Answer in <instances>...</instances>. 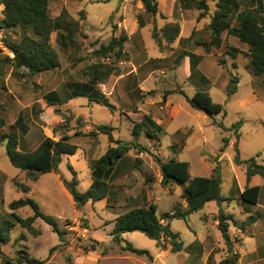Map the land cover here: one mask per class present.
Listing matches in <instances>:
<instances>
[{
  "label": "rangeland",
  "instance_id": "374dc122",
  "mask_svg": "<svg viewBox=\"0 0 264 264\" xmlns=\"http://www.w3.org/2000/svg\"><path fill=\"white\" fill-rule=\"evenodd\" d=\"M157 1L159 3V0ZM239 1L241 3L240 10L252 9L256 6L254 0ZM216 2L217 0L209 1L211 13L216 9ZM49 9L53 18L59 16L62 10L65 9L72 18L80 22L76 48H61L54 34L51 43L59 53L61 66L55 70L36 75H28L25 68L17 69L14 67L13 63L6 59V57H10L9 49L7 47L2 49L0 52V135L14 130L19 132L15 125L19 117H22L23 123L28 128L27 136L20 133V150L22 152L35 150L44 137L59 140L63 134L69 133L72 136V143L83 149L90 146L95 149L98 140V135L92 132L97 125L95 122L100 120L109 124L114 118L112 112L96 103L88 105V100L83 97L76 98L75 102L71 104L68 100L71 94L70 91L78 90L89 83V77L83 74L88 65L103 61L115 64L118 67L122 60L131 57L133 45L138 42L142 41V45L146 48L145 52L149 53L150 56H158V46L156 47L157 44L152 37V32L156 17L159 14L153 16L147 13L141 0H50ZM159 12L161 13L160 8ZM178 13L180 11L177 9L174 19H177ZM139 18L142 23L144 22L143 26L145 24H149V26L148 28L144 27L142 30L139 29L137 35H141V37L135 38L133 40L134 44L130 40L126 43L125 54L121 60L115 54H112L110 58L94 56V50H97L102 43L107 44L113 36L121 37L124 33L129 34L130 31H133L135 29L133 23L136 21L139 23ZM166 23L170 22L166 21ZM188 28L189 24H185L184 32ZM28 32L31 35L33 34L31 30H28ZM3 35L11 43L18 44L23 37V31L20 28L6 29L3 31ZM224 35H226V32ZM200 40H210L207 25L196 32L192 38L193 45L191 46H195L197 41ZM233 44L240 46L241 49L235 67L233 65L234 61L227 54V48ZM246 52H248V46L240 42L238 43L235 40L233 42L232 39L223 42L222 47L215 51L217 55L209 56L207 64L203 66L206 76L210 78L212 83L200 85L193 79L184 85V90L189 96H192L196 89H203L209 92L216 102L224 105L226 114H219L214 117L215 123H223L224 128L213 125L212 120L203 111L193 109L186 103L181 94L174 92L171 94V99L180 110L167 129L169 133L165 134L161 141L160 139L154 142L149 141L150 143L153 142L151 146L148 145L149 137L145 131L133 139L138 145L136 148L140 150L139 152L144 151L145 148L152 149L153 146L160 147L161 154L165 159H168L174 155L172 148L169 146H171L174 139L180 137L174 135V132L181 130V128L184 129V127L191 128L190 135L182 138L185 146L181 149V152H177L175 155L181 160L191 162L193 176L209 177L212 170L218 165L224 197H228L231 190L236 191L238 182L241 184L247 182L245 169L234 165L237 136L233 126L239 121H243L239 129L240 137L238 140L241 158L245 160L256 158L258 163L264 164V76H254L249 72ZM173 57H177V54ZM173 57L166 61L160 58L151 59L143 66L145 69L155 71L153 77L154 87H151L147 92V96L151 100L149 101L150 109H158L163 106V103H158V101L160 97L162 98L164 88L169 92L179 88L173 82V70H175L177 63V60L174 61ZM143 62L140 59L139 64ZM227 65L229 70L226 69ZM163 70L165 75L162 72ZM231 73L238 76L240 82L237 92L229 96L227 83ZM185 76L183 65L179 67V80L181 83ZM49 93H56L64 103L62 105H49L45 100V96ZM127 109L131 110L132 108L122 104L121 111L123 114ZM134 111H138V108H135ZM114 124H116V121ZM128 124L122 129V136L125 139L132 136V131L128 130ZM76 130L81 133L79 136H74ZM182 140L180 144H182ZM27 147L30 148L27 149ZM154 155L161 157L159 152L158 154L153 153V157ZM203 155L206 157L205 161L202 159ZM144 168L146 173L149 174L146 177L147 180L144 186L149 188L153 184L151 179L155 178V174L149 172L147 164ZM257 179L261 180L263 178L257 177ZM137 182L138 180L133 179V177L128 181V183L137 187L134 195L128 200L129 205L127 207L123 206L127 203L125 201L112 203L115 205L114 210L117 213L121 211L120 207L123 211H126L133 207L147 205L146 202L144 204L141 198L144 186L141 187L142 185L137 184ZM21 185L32 187V193H23ZM159 186L160 188H167L162 182ZM168 187H173L170 190L171 193L159 195L161 199L157 201V204H159L158 215L168 211L175 202V205L183 204V200L178 202L180 192L179 190L175 192L176 185ZM79 189L82 190L83 186L80 185ZM25 197L38 202L45 214L61 218L57 221L59 227L67 232L65 236L67 246H60L59 236L42 219H37L34 223V227L40 231L38 235L32 234L18 224L11 213L14 212L27 218L34 214V210L27 206L13 211L10 209L9 204L14 200ZM210 205L214 206L215 202H211ZM236 207V202L233 201L230 210L236 212L233 209ZM102 208V203L99 202L95 206L88 204L78 209L74 200L61 190L58 178L51 176V174H46L40 182L35 184L25 172L11 164L7 154L6 142L0 143V233L10 238L7 244L0 241V249L9 258H35L41 261V264H68V258L71 262H74L75 258L76 264H80V258L75 256L88 254L95 244L92 239L85 236L87 228L90 227L92 230L97 229L98 231L103 230L101 221L105 215L102 214ZM196 219V217L192 218L193 226L198 224ZM173 222L174 227L181 231L186 227V223L182 219H175ZM132 235L131 242H134L135 246L146 250L156 247L155 241L142 232L135 231ZM184 240H188L186 234H184ZM53 248L55 250L52 251ZM99 249L100 247L97 248V250ZM1 262L2 258L0 256V264ZM122 264L132 263L123 261Z\"/></svg>",
  "mask_w": 264,
  "mask_h": 264
},
{
  "label": "trees",
  "instance_id": "16d2710c",
  "mask_svg": "<svg viewBox=\"0 0 264 264\" xmlns=\"http://www.w3.org/2000/svg\"><path fill=\"white\" fill-rule=\"evenodd\" d=\"M147 13L156 16L163 14L159 12V3L157 0H141ZM210 0H177L176 9L199 11L198 20L208 19L207 27L210 32V40L197 41V44L207 48L220 49L223 45V35L237 37L242 43L248 46L247 69L254 76H264V0H254L256 6L252 9H241L239 0H217L216 9L210 12ZM5 9L3 17L0 19V29L20 28L23 31V37L18 44L11 43L7 37L3 38L4 47L9 49L13 56L6 59L13 63L17 69L25 68L28 75H36L39 73L52 71L61 66L59 53L53 48L51 39L56 35V41L63 49H75L77 45V36L80 30V22L70 16L67 10H62L56 18L51 17L49 4L50 0H4ZM166 18V17H164ZM139 20L140 27L143 23ZM32 31V35L28 32ZM181 25L178 21L167 23L161 29H158L156 23L152 32L153 38L161 45V41L165 40L167 44H173L180 36ZM196 31H193L189 40L193 38ZM129 40V35L124 33L121 37L113 36L107 44L102 43L97 50H94V56L101 58H110L112 54L121 60L125 54V45ZM0 47V52L2 51ZM241 52L240 49L229 47V50ZM192 61V69L196 68L197 62L201 60V56L190 54ZM235 58V57H234ZM117 72L115 64L103 61L93 62L88 65L83 74L89 77V83L82 88L72 92L68 100L78 97H88L91 102L99 103L110 110H114V106L109 103L105 96L100 92L98 86L106 82L111 75ZM231 79L227 87L229 96L238 90L239 77L230 74ZM189 104L198 111L205 112L212 120L213 125L224 128L223 123H215L214 117L219 114H226L223 104L214 100L210 93L206 91H198L193 97H188L182 92ZM45 100L49 105H62L64 101L56 94L49 93L45 96ZM243 121H239L233 126L237 136L235 144L236 155L234 163L243 166L246 169L247 180L250 181L253 176L259 175L264 177V164L257 162L256 158L248 160L242 159L238 140L240 137L239 129ZM18 131H11L0 135V143L6 142L7 154L11 164L25 172L28 178L37 182L41 175L55 172L60 174L59 166L63 157L72 156L76 153L78 146L71 142L72 136L63 134L59 140L51 137H44L40 145L33 151L22 152L20 150V133L25 134L28 130L27 125L23 123L20 117L15 125ZM114 128L111 125H96L93 134H105L109 137L111 143L116 146L110 147L105 155L99 159L90 161V168L93 183L89 189L81 192L78 188L80 181L78 173L72 165H68V169L72 174V179L67 180L62 174L60 179L71 194L74 203L78 209L83 208L89 202H98L107 198L111 191V184L108 181V175L115 161L125 156L132 147V143L115 139L113 135ZM162 128L146 115L142 122L134 125L133 133L137 138L141 132L145 131L150 138H156L157 133ZM81 133L75 131L74 136ZM134 143V147H137ZM178 147L177 145L172 148ZM154 160L161 169L162 183L168 187L176 185L181 187V198L186 202L187 207L183 208L182 204L175 205L172 213L165 212L158 215V206L154 203L149 206L135 207L120 215L116 219V225L111 235L115 241H121L122 234L127 232L139 231L148 238L157 241L160 248H166L163 240H169L172 251L180 252L183 245L178 241L179 235L171 230L170 223L175 219H183L188 221L189 217L204 208V206L215 201L219 206L217 216L218 228L222 232L226 244L231 247V239L229 235L230 222L241 230H245L256 219L250 216L244 222L237 221L233 215L227 214L223 203L227 200L222 195V178L217 165L213 173L209 177L191 175V164L188 161H180L174 158L164 161L160 156L154 155ZM138 165L142 164L141 159H137ZM23 192H29L31 187L28 185L20 186ZM262 193L261 186L246 187L241 194V200L245 204L256 205L260 201ZM30 206L34 210V214L24 218L17 213H11L15 220L23 228L32 234L38 235L40 231L34 227L37 219H42L48 224L52 231L55 232L61 241L60 246H67L65 239L67 232L61 229L58 221L54 216L42 212L40 205L32 198H20L9 204L11 210L15 211L19 208ZM166 221L164 224L162 221ZM10 226V225H9ZM1 232V231H0ZM9 236L0 233V241L4 244L9 242ZM95 243L91 249L97 250L102 244L93 240ZM127 250L137 255H147L149 252L135 248L131 244L125 247ZM55 248L52 249V251ZM91 250V251H92ZM104 252V251H103ZM2 258L1 264H41L42 262L35 258L21 257L20 259L9 258L0 249ZM24 260V261H23ZM238 257L229 258L222 261V264H237ZM54 264V263H51ZM68 264H73L68 258Z\"/></svg>",
  "mask_w": 264,
  "mask_h": 264
},
{
  "label": "crops",
  "instance_id": "0c3cea01",
  "mask_svg": "<svg viewBox=\"0 0 264 264\" xmlns=\"http://www.w3.org/2000/svg\"><path fill=\"white\" fill-rule=\"evenodd\" d=\"M176 5H177V0H159L160 11L164 15V17H168V18L166 19L159 14L156 17L155 23H157L156 25L158 29H161L167 24L166 21L167 22L178 21L181 25V33L179 38L173 44H167L165 40H163L160 46L155 41L157 44L156 47L158 46L159 53L158 56L156 55L155 57H152L149 55V53L145 52L146 48L144 45H142V41L136 44L133 43V40L135 38L141 37V35H137L139 34L138 33L140 31L139 29L142 30L144 29V27L148 28L149 26V24L148 25L145 24L143 27L140 28L139 23L136 21L137 23L136 22L133 23V27L135 29L133 31H130L128 34L129 40L134 44L131 57H128L124 61L122 60L119 63L118 67L116 66L117 72L111 75L106 82L101 83L98 86L100 92L105 96V98L109 101V103L114 106V110H110L108 108L112 112L114 118L111 120L109 124L103 123L100 120H97V122L94 121L95 124L111 125L114 128L113 135L115 139H120L122 141L132 143V147L125 156L115 161L114 166L109 172L107 178L111 184V191L109 196L101 201L95 203L89 202L86 204V205L92 204L93 206H95V204L101 202L103 206L102 214H104L105 216L102 217V221H101V227H103L102 231L99 230L100 231L99 232L97 229L92 230L89 227L87 228V233L85 235L88 238L101 243L102 245L100 246V249L95 251H89L88 254H84L83 256H75L80 258V264L87 262L93 264H122L123 261L124 262L129 261L132 264H222L223 260L234 258L235 256L238 257L237 264H264V177L259 175L253 176L252 179L250 181L247 180L245 184H241L238 182L236 191L231 190L230 195L228 197L223 196L225 199H227L223 203L225 212L227 214L233 215L237 221L244 222L250 216H254L256 218L251 225L246 227L245 230L239 229L230 222L229 235L231 239V247H229L226 244L223 234L218 228L217 216L219 213V206L215 201H212L215 202L214 206H211L210 205L211 202H209L204 206L202 210L193 213L189 217L188 221L184 220L186 223V227L182 231L176 229L173 225L174 222L171 221L170 223L171 230L179 235L178 241L181 242L183 245V249L180 252L172 251V246L169 240H163V243L166 245V248L164 249L160 248L157 244V241L154 240L156 243V247L154 249L146 250V249H141L138 246H135L133 244L134 242H131L132 239L131 237L133 236L132 234H134V232H127L122 234L121 241H115L113 236L111 235L116 225V219L120 215L130 210L128 209L126 211H123L122 207H120L121 211H118L117 213L114 210L115 205H113L112 203L116 204L118 201L119 202L125 201L127 203L123 206L127 207L129 205L128 200L136 192L135 189L137 186L131 185L130 183H128V181L131 177H133V179L136 178L138 180L137 184L142 185L141 187H143L147 180L146 177L149 176V174L146 173V169L144 168L145 164L148 165L149 172L155 174L154 175L155 178L151 179L153 180L152 186L149 188L144 186L143 191L141 193L142 194L141 198L144 204L145 202L147 203V205L145 206H149L150 204L154 203L158 206V211H159V204H157V201L161 199L159 195H165L171 193L170 190L173 187L160 188L159 186V184L162 182L163 177L161 174L160 167L154 160L153 153L158 154L159 152L161 158L164 161H168L172 158L180 161H186L179 159V157H176L175 154L177 152H181V149L185 146V142L182 140V138L183 136L187 137L190 135V133L192 132L191 128L184 127V129L181 128V130H176L174 132V135L176 136L179 135L180 137L174 139L173 143L169 147L172 148V146L174 145H177L178 147L172 148L174 155L168 159H165V157H163V155L160 152V147L158 148L153 146L152 149L145 148L144 151L141 152H139L140 150L138 148L134 147L135 142L133 141V139L135 138V135L133 133V128L135 123L142 122L144 117L146 115H149L152 118V120L156 123V125L162 128V131L158 132L156 130H153L152 133H157V137L150 138L148 136L149 137L148 145L149 146L153 145L152 143L154 141H159V139L161 141L162 137L165 134L169 133L167 129L170 127V124L172 123V121L174 120V118L176 117L177 113L180 110L179 107L176 106L173 100L171 99V94L174 92H178L185 98L186 103L189 104L186 96L182 92H184L188 97H193L198 91H206V90L196 89L194 94L192 96H189L184 90V85H186L190 80L193 79L196 80V82L200 85H208L212 83L210 78L206 76V73L203 70L204 68L203 66L207 64V58L209 56L217 55L215 51H218V49L207 48L199 44L198 45L196 44L197 46L196 45L191 46L193 45V42L192 39L189 40L193 31L199 32L200 29H202L207 25L209 20L208 19L198 20L199 11L197 9H191L185 11L179 9L180 13H178L179 15L177 19H174V15L176 14V10H177ZM192 14L194 15L192 16ZM185 24H189V28L186 32H184ZM223 39L224 42L228 40L231 41L232 39L233 42L235 40L238 43L239 42L242 43L237 37L232 35H227V33L226 35H223ZM229 47L240 49V46L234 44L230 45ZM228 48H227V54L234 61L233 65L235 67L237 62L236 59L238 58L240 52L237 53L232 49L228 51ZM180 50L181 52L179 53ZM176 54L177 57H173ZM190 54H194L202 57L201 60L197 62L196 68L194 70L192 69V61L190 58ZM171 56L174 58L173 59L174 61L177 60L176 68L175 70H173L174 71L173 82L179 88H176V90L172 92L166 91V89L164 88L162 98L160 97L158 101V103H163V106H161L158 109H153V108L150 109L149 101L151 100L149 99V96H147L148 95L147 92L151 89V87H154L155 83L153 82V77L155 71H152L151 69H145L143 66L148 61L150 62L151 59L160 58L166 61L169 60V58H172ZM140 59L142 62L144 61L141 64H139ZM183 65L185 68L186 76L183 79V82L181 83L179 80V67ZM219 65L221 64L219 63ZM226 69L229 70L228 65ZM162 72L165 75V71L163 70ZM230 79H231V75L228 78L227 87ZM102 87L104 88L102 89ZM75 91H76L75 89L71 90L70 93ZM83 98H86L88 100L89 102L88 105H90V103H96V102H91L88 97H83ZM75 99L76 98H73L69 100V102L73 104L75 102ZM96 104L101 105L99 103ZM122 104H126L127 107L132 109L131 110L127 109V111L124 112L123 114L121 111ZM135 108H138V111H134ZM115 121L116 124H114ZM127 123H129L128 130L130 132L132 131L131 134L132 136L129 139H125L122 136V131H123L122 129L124 126H127ZM27 134H28V130L24 135L27 136ZM69 135H71V133H69ZM151 140L153 141L152 143L149 142ZM181 140H182V144H180ZM114 146L116 145L110 142L109 137L107 135L98 134L97 146L95 149L93 146H90L89 148L87 147L86 149H83L80 146H78V149L74 155L72 156L66 155L63 157L62 163L59 166V172L67 180H71L72 174L68 169V165L69 164L72 165L78 173V178L80 181L78 188L80 187V185H82L83 189L82 190L79 189V190L81 192H84L87 189H89L93 183L90 161L99 159L100 157L106 154V152L110 147H114ZM20 147H21V139H20ZM29 148L30 147H27V149ZM25 152H28V150ZM137 159L142 160V164H140L139 167H138ZM202 159L203 161H205L206 157L203 155ZM189 163L191 164V162ZM234 165L245 169V167L238 166L235 163ZM46 174H51V176H55L56 178H58L59 186L61 190L69 198H72L68 189L61 181L60 175L58 173L50 172ZM46 174L41 175L39 180L34 183L36 184L40 182L43 176H45ZM191 175H192V164H191ZM257 177H262L263 179L259 180L257 179ZM247 186L262 187V193L258 204L256 205L245 204L241 200V194L246 189ZM175 188H176L175 192L178 190L180 192L179 201H178L180 202L183 200L181 198L182 189L179 186H176ZM28 193L29 194L32 193V187L31 190L27 192V194ZM25 198H29V197H25ZM233 201H235L237 205L236 208H233L236 210V212H232L230 210ZM182 202H183L182 204L183 208H186L187 207L186 202L185 201ZM175 204L176 202L170 206V209L168 211L165 212L172 213V208L174 207ZM139 207H144V206H139ZM194 217L197 218L196 219L198 223L197 226H193L192 224V218ZM56 219L58 220L61 218H56ZM162 222L164 224H167V222L164 220ZM184 234H186L188 240H184ZM128 243L133 245L137 249L148 251L149 256L137 255L127 250L125 247ZM72 263L76 264L75 258H74V262Z\"/></svg>",
  "mask_w": 264,
  "mask_h": 264
},
{
  "label": "built area",
  "instance_id": "2783aa9c",
  "mask_svg": "<svg viewBox=\"0 0 264 264\" xmlns=\"http://www.w3.org/2000/svg\"><path fill=\"white\" fill-rule=\"evenodd\" d=\"M5 9V3H4V0H0V19H2L3 17V11ZM3 31L4 29H0V47H2L3 49L5 48L4 47V42H3V38H4V35H3ZM10 56H13L12 53H9ZM104 87H102L103 89Z\"/></svg>",
  "mask_w": 264,
  "mask_h": 264
}]
</instances>
